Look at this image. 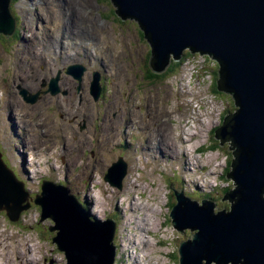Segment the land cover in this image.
<instances>
[{
	"label": "rangeland",
	"instance_id": "1",
	"mask_svg": "<svg viewBox=\"0 0 264 264\" xmlns=\"http://www.w3.org/2000/svg\"><path fill=\"white\" fill-rule=\"evenodd\" d=\"M117 9L112 0H13L11 3L18 36L0 34V153L16 176L25 181L32 200L18 221H12L5 210H0V234L5 231L0 236V263L68 264L65 252L54 242L56 232L50 230L54 222L50 218L42 220L41 207L33 201L41 193L44 179L67 185L98 219L116 216L114 264H180V244L193 239L199 229L180 231L173 226L169 213L176 202L172 195L175 187L197 191L198 196H187L200 203L209 199L206 194L215 196L216 214L232 205L230 199L222 200L237 188L233 179L223 180L229 166L226 149L194 154L192 147V155L188 145L181 155L178 152L180 142L189 143L186 136L190 133L198 135L190 144L204 147L211 144L210 130L238 108L235 100V106L231 105L232 93L222 90L223 97H215L209 104L205 100L208 88L202 90L193 84L198 70L186 68L185 64L175 75L149 79L145 71L150 68L148 56H152V46L143 38L139 23L130 17L122 19L112 11ZM57 14H67V19H59ZM76 27H81L84 33L74 35ZM65 31L68 41L62 49L53 46L54 36L62 38ZM33 52H37L35 59ZM79 63L87 69L82 81L67 74L64 71L67 66L63 67ZM95 70L102 74L105 107H100L91 94ZM192 74L190 86L198 92H191L188 85ZM58 76L60 93L47 92L37 103L24 100L20 85L36 94L41 92L45 81L50 83ZM80 107L83 113L76 116ZM119 111L125 113L126 120L130 115L136 128L148 121L152 132L144 145L148 149L151 144L150 154L145 157L140 152L138 158H144L134 161L135 168L141 171L133 169L131 163L122 188L105 180L108 168L123 155V150L114 152L109 147L107 139L114 140L115 133L106 134L111 131V120L116 121L114 113ZM83 115L90 116L88 122L94 123L89 134L88 128L82 133L76 122L69 123L71 118L79 119ZM134 131L142 142L143 133ZM61 135L68 139L65 149ZM51 137H56L55 143L48 141ZM71 138L78 139L74 145L77 150L70 146ZM92 140L100 141L101 146H90ZM122 141L126 146V141ZM228 142L227 150L235 151L232 142ZM87 146L90 147L86 151ZM188 166L191 170H187ZM176 176H180L182 185L175 182ZM143 204L146 209L141 210ZM149 221L153 222L151 226L147 225ZM29 247L34 248L33 261L29 259L33 257L28 253ZM139 255L143 259L137 260Z\"/></svg>",
	"mask_w": 264,
	"mask_h": 264
},
{
	"label": "water",
	"instance_id": "2",
	"mask_svg": "<svg viewBox=\"0 0 264 264\" xmlns=\"http://www.w3.org/2000/svg\"><path fill=\"white\" fill-rule=\"evenodd\" d=\"M123 19L134 18L144 31L152 56L150 67L164 72L185 49L212 55L219 62L218 90L232 93L235 113L227 115L216 130L225 144L232 142L228 178L237 188L222 198L230 199V211L214 213L213 201L194 200L175 190L176 203L169 215L180 231H199L180 244V264H264V0H112ZM11 0H0V34L16 29ZM86 67L68 68L81 81ZM59 76L47 92H61ZM92 94L101 92V75L94 74ZM25 101L36 103L41 92L22 87ZM127 165L119 157L108 168L105 180L122 188ZM33 201L41 207V219L50 218L54 242L68 264H114L117 222L110 217L93 220L77 196L64 183L44 179ZM25 183L8 167L0 153V210L12 221L31 206Z\"/></svg>",
	"mask_w": 264,
	"mask_h": 264
},
{
	"label": "flooded vegetation",
	"instance_id": "3",
	"mask_svg": "<svg viewBox=\"0 0 264 264\" xmlns=\"http://www.w3.org/2000/svg\"><path fill=\"white\" fill-rule=\"evenodd\" d=\"M77 29V32L74 33V35H82L84 33L83 30L81 29H78L79 27H76ZM18 24H16V29L14 31V35L15 36H18ZM68 31H65L63 33V37L60 39L59 37H56L54 36V39H53V42H52V45L55 46L57 45V47H61L62 49V45L68 41V37H67V33ZM59 38V39H58ZM7 39V37H6ZM40 52L44 53L45 51L42 50V49H39ZM36 51V50H35ZM34 59L37 55V52H33L31 54ZM148 63H150V59H151V55L148 56ZM31 67H34L32 64H30ZM67 66V68L64 69V71L69 74L70 76H73L71 73L67 72L68 71V68L72 65H64L63 67ZM87 70V69H86ZM85 70V72H86ZM59 72L62 73V69H59ZM218 70H216L215 72V75L217 76L218 74ZM93 74H98V75H101V72L100 71H95ZM102 75H101V92H100V95L99 97L97 98V100H95L94 98V101L100 106V107H105L106 106V101H105V96H104V84L102 82ZM82 81V80H81ZM24 84V83H22ZM22 85H20L19 87H21ZM42 89H40L41 91V97H39V99L37 100V102H40L43 98H44V94H47V90H48V83L45 81V83H43V86L41 87ZM30 91V89H28ZM31 92V91H30ZM32 93V92H31ZM91 94H92V91H91ZM93 95V94H92ZM36 102V103H37ZM30 103V102H29ZM50 103L51 100H50ZM62 108V107H61ZM76 108V107H74ZM79 109V114L76 113L75 115H81L83 113V110L80 108H77ZM63 110V109H62ZM124 114L125 113H121L120 111L119 112H115L114 113V117L115 118V122L113 120H111V131L110 132H106L107 135L111 136V134L114 132V140L110 138L107 139L108 143H109V147L112 149V151L116 152V151H119L120 150H123V155H120L119 157H123L125 162H126V165H127V173L130 172V169H131V163H134V161L138 160V154L141 152L145 153L146 155L150 154L149 151L151 150V144H149L148 146V149H146L144 147L146 141L148 138H150V134L152 133L150 131L151 129V124L148 123V121H143L142 124L140 125V127L136 128V124L135 126L132 124L133 123V120L132 118L130 117V115H128V118L127 120L124 119ZM90 119V116H86V115H83V117L77 119V118H71L69 120V123H71L70 125H72V123L76 122L77 123V127L79 128V130L83 133L86 131V129L88 128V134L90 132V128L93 126V122H88V120ZM88 124H90V126L88 127ZM132 127V130H129V127ZM100 129H102L101 127H99V131ZM134 130H137L139 133H143V137H144V140L142 142H139L137 136H136V133ZM124 131V135L122 137V132ZM57 137V136H56ZM56 137H51V138H48V141H52L53 143H55V140H56ZM62 137V141L64 142V149H65V144L67 143L68 144V139L61 135ZM116 139V140H115ZM125 140L126 141V146L123 144V141L122 140ZM133 139H136L137 143L138 144H134L133 142ZM119 140V142H117ZM78 139H74V138H71V145L75 150H77V147L74 146L76 143H77ZM66 142V143H65ZM88 143V142H87ZM94 144H96L98 147L101 146V143L100 141H95V140H92L90 141V146H94ZM90 146H87L85 147L84 149L87 151V148L90 147ZM52 147H56L55 145H52ZM103 147V146H102ZM66 149H68V147L66 146ZM69 151H71V148H69ZM2 152V151H1ZM93 154L94 152L91 151ZM150 164V162H148V165ZM151 167V166H150ZM134 168H135V165H134ZM128 177V176H127ZM174 192V190H173ZM175 195V193H174Z\"/></svg>",
	"mask_w": 264,
	"mask_h": 264
},
{
	"label": "trees",
	"instance_id": "4",
	"mask_svg": "<svg viewBox=\"0 0 264 264\" xmlns=\"http://www.w3.org/2000/svg\"><path fill=\"white\" fill-rule=\"evenodd\" d=\"M13 2V1H12ZM112 11H115L116 13H117V11L116 10H112ZM140 26V25H139ZM141 28V27H140ZM141 34H142V36H143V38H146L147 39V37L145 36V33H144V31L141 29ZM148 40V39H147ZM195 55H196V53H195ZM194 56V54H193V52L190 50V49H186L185 51H184V53H183V55L181 56V58L180 59H178V60H173L172 59V61H170V64H169V66L167 67V69L164 71V72H162V73H156V72H154L153 70H152V68L150 67L149 69H148V71H145V73L147 74V76H148V78L149 79H151V80H157V79H161V78H163V77H167V76H170V75H175V74H177L178 72H179V70L181 69V66H183L185 63H186V61L188 60V59H190L191 57H193ZM206 57L207 58H209L210 60L208 61V62H215V63H218L219 64V62H218V60L215 58V57H213L212 55H209V54H207L206 55ZM150 66V65H149ZM214 69V68H213ZM219 69H220V67H218L217 69H214L215 71H214V74H213V81H212V86H211V88H210V90L213 92V94H215L216 95V97H223L222 95L224 94V92H221V91H219L217 88H218V80H219V78H220V74H219V72H218V74H217V76L215 75V72H216V70H218L219 71ZM199 76L201 77V76H203L202 75V73L201 74H199ZM233 97V96H232ZM224 99V98H223ZM224 100H226V99H224ZM231 105L234 107L235 106V104H234V97L232 98V102H231ZM232 110V109H231ZM231 110H226V112L227 111H229V112H231ZM224 114V113H223ZM223 114H221L222 116H221V118L225 115H223ZM221 124H222V122L217 126V127H214L212 130H211V144L210 145H208V146H206V147H204L203 145L202 146H200V148L198 149L200 152H203V151H206V150H217V149H226V151H227V154L229 155V166L227 167V169H226V171H225V173H224V175H223V180H225V178L224 177H226L227 178V174L229 173V171L231 170V166H232V159H233V157H234V155H233V152L234 151H228L227 150V146H226V144H231L230 142L229 143H226L225 144V146L224 147H220L219 146V144H220V141L218 140V139H216V138H214V136H215V134H216V130L221 126ZM214 135V136H213ZM221 145V144H220ZM222 146V145H221ZM180 176H176L175 177V182H177V183H179V184H181L182 185V180H181V178H179ZM24 183H25V181L23 180V179H21ZM175 188H178V189H182V190H184L185 191V194L186 195H190L191 197H196V196H198L197 194H198V192L196 191V192H194V191H187L186 190V188H182V186H179V187H175ZM227 190H232L231 188H227ZM197 193V194H196ZM172 195H174V194H172ZM171 197V196H170ZM206 197L207 198H209L208 200H210V201H213L214 200V202H215V200H217L216 198H215V196H209V195H207L206 194ZM83 203V202H82ZM176 202H173L172 204L174 205ZM171 204V205H172ZM83 205H84V207L86 208V210L88 211V213L90 214V215H92V213H91V209L87 206V205H85L84 203H83ZM173 205L171 206V207H173ZM231 206V205H230ZM114 219H116L115 217H113ZM180 247V246H179ZM176 259V258H175ZM178 259V258H177Z\"/></svg>",
	"mask_w": 264,
	"mask_h": 264
},
{
	"label": "built area",
	"instance_id": "5",
	"mask_svg": "<svg viewBox=\"0 0 264 264\" xmlns=\"http://www.w3.org/2000/svg\"><path fill=\"white\" fill-rule=\"evenodd\" d=\"M208 61H209V58H207L206 55L197 54V55L191 57L190 59H188L186 61L185 65H187L186 68H194L195 71L198 70V73L196 75V79L193 82V84L197 85V87H199L202 90H206V88H208V92H207V96H206L207 98H205V100H206V102H208L210 104V102H212L213 98H215L216 96H215V94H213L210 91V85L212 83V75L209 72V68L213 65V62H211V61L208 62ZM191 73H194V71H192ZM201 73H202L203 76L200 77L199 74H201ZM192 77H194L193 74L191 75V78H190L189 82L187 81L189 86L191 84ZM190 89L193 90L191 92H198L197 88H192L191 87Z\"/></svg>",
	"mask_w": 264,
	"mask_h": 264
},
{
	"label": "bare ground",
	"instance_id": "6",
	"mask_svg": "<svg viewBox=\"0 0 264 264\" xmlns=\"http://www.w3.org/2000/svg\"><path fill=\"white\" fill-rule=\"evenodd\" d=\"M70 3H72V2H70ZM51 4V3H50ZM74 7V6H73ZM52 12V11H51ZM58 12V11H57ZM52 14L54 15V12H52ZM67 14H65L64 16H61V15H59V14H57V17L59 18V19H61V18H63L64 17V20H66L67 19V17H65ZM79 18V17H78ZM57 22V21H56ZM80 23H82L81 22V20H80ZM58 24V23H57ZM83 24V23H82ZM86 25V24H85ZM81 28V27H80ZM80 28H78V29H80ZM35 64V63H34ZM74 65V64H73ZM82 80V79H81ZM27 86V85H26ZM1 98V97H0ZM183 119V118H182ZM229 143V142H228ZM188 145L189 144H187V145H185L184 144V146H183V148H185V147H188ZM188 149V148H187ZM1 151V150H0ZM160 152V151H159ZM183 153H185V152H183ZM160 155L161 156H163L162 155V152H160ZM189 158H190V156H189ZM34 159V158H33ZM131 183H133V182H131ZM94 200V199H93ZM98 200V199H97ZM86 201V200H85ZM94 203V202H93ZM142 204L140 203V204H138V206H141ZM137 206V207H138ZM128 209V208H127ZM143 209H146V204H143V208H141V210H143ZM100 211V210H99ZM122 211V210H121ZM102 213V212H101ZM103 214V213H102ZM151 224H153V222L152 223H150V221H149V223L147 224L148 226H151ZM148 230H150V229H148ZM148 230H146V232H148ZM5 234V231H1V234H0V236H2V235H4ZM141 234V233H140ZM13 239V238H12ZM16 240V239H15ZM137 241V240H136ZM139 241H141V240H139ZM13 242V241H12ZM26 247V246H25ZM5 249V248H4ZM15 249V248H14ZM8 250V249H7ZM34 248L33 247H29L28 248V253H30V255H33V257L32 258H29V259H31L32 261L33 260H35L36 258H35V255L33 254V253H35L34 251ZM25 252V251H24ZM179 252V251H178ZM20 253H22V252H20ZM143 253V252H142ZM144 254L146 255V253L144 252ZM23 255V254H22ZM144 255V256H145ZM0 256L2 257V254H0ZM25 257H27V255H25ZM138 259L137 260H140V259H143L142 258V255H139L138 257H137ZM22 262V261H21ZM24 262V261H23ZM28 263V262H27ZM0 264H4V263H0ZM136 264H138V263H136Z\"/></svg>",
	"mask_w": 264,
	"mask_h": 264
},
{
	"label": "clouds",
	"instance_id": "7",
	"mask_svg": "<svg viewBox=\"0 0 264 264\" xmlns=\"http://www.w3.org/2000/svg\"><path fill=\"white\" fill-rule=\"evenodd\" d=\"M13 0H11V3H12ZM24 98V97H23ZM25 100V99H24ZM27 102V101H26ZM29 103V102H28ZM179 253V252H178Z\"/></svg>",
	"mask_w": 264,
	"mask_h": 264
}]
</instances>
